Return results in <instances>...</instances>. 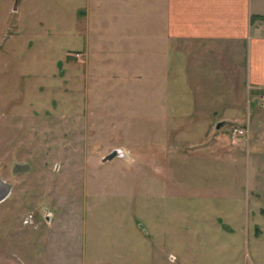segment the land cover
<instances>
[{
	"label": "rangeland",
	"instance_id": "rangeland-1",
	"mask_svg": "<svg viewBox=\"0 0 264 264\" xmlns=\"http://www.w3.org/2000/svg\"><path fill=\"white\" fill-rule=\"evenodd\" d=\"M171 2L0 0V264H264V87Z\"/></svg>",
	"mask_w": 264,
	"mask_h": 264
},
{
	"label": "crops",
	"instance_id": "crops-1",
	"mask_svg": "<svg viewBox=\"0 0 264 264\" xmlns=\"http://www.w3.org/2000/svg\"><path fill=\"white\" fill-rule=\"evenodd\" d=\"M171 12L173 38L181 39L186 51L216 52L217 44L226 43L223 51L233 56L240 45L249 82L264 87V18L253 19L264 16V0H172Z\"/></svg>",
	"mask_w": 264,
	"mask_h": 264
},
{
	"label": "water",
	"instance_id": "water-1",
	"mask_svg": "<svg viewBox=\"0 0 264 264\" xmlns=\"http://www.w3.org/2000/svg\"><path fill=\"white\" fill-rule=\"evenodd\" d=\"M18 2V0H16V3ZM17 5V4H16ZM16 5H15V8H16ZM221 126V124H218V127H220ZM123 154V152L120 150V149H118V150H115L114 152H112L111 154H109V155H107V156H105L104 158H103V161L104 162H106V161H109V160H112L115 156H117V155H122ZM125 154V153H124ZM30 164H28V163H17L15 166H14V168H13V170H14V172L15 173H21V172H27V171H29L30 170ZM4 199V197H2L1 199H0V201H2Z\"/></svg>",
	"mask_w": 264,
	"mask_h": 264
},
{
	"label": "trees",
	"instance_id": "trees-1",
	"mask_svg": "<svg viewBox=\"0 0 264 264\" xmlns=\"http://www.w3.org/2000/svg\"><path fill=\"white\" fill-rule=\"evenodd\" d=\"M254 18H264V16H263V15H254V16H253V19H254Z\"/></svg>",
	"mask_w": 264,
	"mask_h": 264
},
{
	"label": "built area",
	"instance_id": "built-area-1",
	"mask_svg": "<svg viewBox=\"0 0 264 264\" xmlns=\"http://www.w3.org/2000/svg\"><path fill=\"white\" fill-rule=\"evenodd\" d=\"M236 132H238L239 134H243V133H244V130H242V129L238 130V129H237Z\"/></svg>",
	"mask_w": 264,
	"mask_h": 264
}]
</instances>
